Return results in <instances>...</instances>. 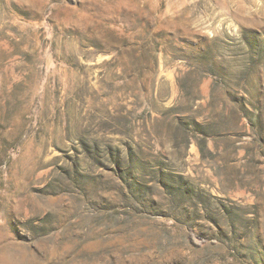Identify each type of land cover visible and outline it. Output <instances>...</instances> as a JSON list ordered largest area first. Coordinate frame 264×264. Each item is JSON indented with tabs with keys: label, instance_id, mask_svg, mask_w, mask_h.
Segmentation results:
<instances>
[{
	"label": "rangeland",
	"instance_id": "rangeland-1",
	"mask_svg": "<svg viewBox=\"0 0 264 264\" xmlns=\"http://www.w3.org/2000/svg\"><path fill=\"white\" fill-rule=\"evenodd\" d=\"M0 264H264V0H0Z\"/></svg>",
	"mask_w": 264,
	"mask_h": 264
},
{
	"label": "trees",
	"instance_id": "trees-1",
	"mask_svg": "<svg viewBox=\"0 0 264 264\" xmlns=\"http://www.w3.org/2000/svg\"><path fill=\"white\" fill-rule=\"evenodd\" d=\"M190 240L194 243H199V241H197V237L195 236V234L192 233L190 234ZM200 243H202V241H200Z\"/></svg>",
	"mask_w": 264,
	"mask_h": 264
}]
</instances>
